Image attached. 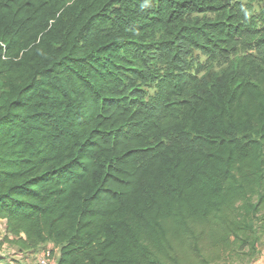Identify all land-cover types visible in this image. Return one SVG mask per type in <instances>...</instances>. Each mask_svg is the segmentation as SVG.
Masks as SVG:
<instances>
[{"label":"trees","instance_id":"16d2710c","mask_svg":"<svg viewBox=\"0 0 264 264\" xmlns=\"http://www.w3.org/2000/svg\"><path fill=\"white\" fill-rule=\"evenodd\" d=\"M194 52L209 66L194 71ZM2 221L5 241L29 255L51 245L56 264L256 258L264 11L0 0Z\"/></svg>","mask_w":264,"mask_h":264},{"label":"rangeland","instance_id":"374dc122","mask_svg":"<svg viewBox=\"0 0 264 264\" xmlns=\"http://www.w3.org/2000/svg\"><path fill=\"white\" fill-rule=\"evenodd\" d=\"M245 2H250L254 5L255 14L257 16L260 15L262 11H264V0H244ZM193 59L195 62L194 71L199 66L208 67L209 64L205 57H203L199 52H194ZM215 70H220L219 66H215ZM148 95L152 96L155 93V89L146 88ZM7 236L6 225L5 222H0V264H37L36 255L27 254L26 252H20L19 249L13 246L9 241H5ZM13 238V237H10ZM264 244V230L261 231V239L259 248ZM52 247V246H45ZM247 251V250H246ZM256 258H247L243 259L240 257H232L224 258V261L216 263V264H254Z\"/></svg>","mask_w":264,"mask_h":264},{"label":"built area","instance_id":"2783aa9c","mask_svg":"<svg viewBox=\"0 0 264 264\" xmlns=\"http://www.w3.org/2000/svg\"><path fill=\"white\" fill-rule=\"evenodd\" d=\"M56 250L57 249L53 246L43 249L38 255H36L37 264H56L58 261V254Z\"/></svg>","mask_w":264,"mask_h":264},{"label":"crops","instance_id":"0c3cea01","mask_svg":"<svg viewBox=\"0 0 264 264\" xmlns=\"http://www.w3.org/2000/svg\"><path fill=\"white\" fill-rule=\"evenodd\" d=\"M56 252L59 255V251L56 250ZM254 264H264V244H262V246L258 248V254Z\"/></svg>","mask_w":264,"mask_h":264}]
</instances>
